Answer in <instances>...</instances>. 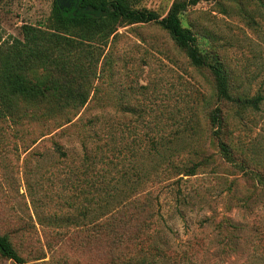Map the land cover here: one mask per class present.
I'll return each instance as SVG.
<instances>
[{
    "label": "rangeland",
    "instance_id": "obj_1",
    "mask_svg": "<svg viewBox=\"0 0 264 264\" xmlns=\"http://www.w3.org/2000/svg\"><path fill=\"white\" fill-rule=\"evenodd\" d=\"M174 1L183 0H131L161 16ZM53 3L0 0L2 50L23 40L25 25L52 32ZM181 22L221 64L232 97L262 98L256 110L219 101L210 71L192 65L154 23L119 26L101 41L74 38L77 47L63 50L69 78L86 90L82 106L28 101L1 79L0 235L24 264H264V8L257 0H199ZM49 53L24 76L61 79L58 52ZM160 150L175 155L141 157ZM100 159L110 182L121 166L132 174L109 211L84 192L93 180L88 163ZM196 162L195 174L180 173ZM148 167L168 180L145 197L136 172ZM77 176L86 185L75 191ZM0 264L19 263L0 255Z\"/></svg>",
    "mask_w": 264,
    "mask_h": 264
},
{
    "label": "trees",
    "instance_id": "obj_2",
    "mask_svg": "<svg viewBox=\"0 0 264 264\" xmlns=\"http://www.w3.org/2000/svg\"><path fill=\"white\" fill-rule=\"evenodd\" d=\"M198 1H174L166 14L161 16L152 9L135 7L131 0H72L69 7H65L54 0L50 15L52 32L43 33L30 25H25L23 26L22 41L14 40V43L5 47V50L0 47V81L2 82L1 79H3L8 90L20 94L28 101L50 100L52 97H58L66 99L68 104H72L74 107L82 106L87 99L86 90L81 83L69 78L66 65L62 62L63 50H71L77 47V44H75L77 40L75 39L88 42L101 41L115 34L119 26L135 23H154L168 33L173 42L184 51L192 65L205 67L210 71L214 80L215 94L219 101L232 102L241 109L256 110L262 98L260 96L252 98L232 97L229 93L227 76L221 64L215 57L203 52L199 48L192 31L183 26L181 22L183 11L187 6L194 5ZM257 1L264 8V2L262 0ZM52 50L58 52L59 57L54 61L60 70L64 72L61 79L47 78L42 83H36L28 79L26 75L24 76L23 69L31 67L34 61L49 62V52ZM219 119L220 110L215 108L210 115L211 125L215 128L214 134L220 130ZM67 122H70L68 118L65 120V123ZM89 122L95 125L99 124L100 120L95 118ZM219 148L223 158L227 161L232 159L225 143L220 142ZM60 153L64 155L62 151ZM143 155H149L151 158L154 157L156 161H160L162 158L164 160L166 154L160 150L147 154L142 152L141 157ZM172 155L175 154L168 153L166 156L171 157ZM101 160H92L91 163H88L89 167L85 171L93 174V180L84 192L91 194L90 196H97V202L105 203V211H109L113 209L111 200L122 192V184L126 185L123 180L132 174L130 168L121 166L119 170H114L117 179L112 178V182H110L109 179H106L108 170L104 169L103 166L96 167V164ZM107 164L117 166V163L112 160ZM198 164L199 162L183 165L180 173L193 175ZM104 165H106V160ZM149 167L136 172V187L140 196H151L154 193L152 189L155 185L168 180L165 176L160 179L158 170L162 171V169ZM174 169H178V166ZM85 182L82 184L77 176L74 182V190H81L82 187L79 184L84 187ZM126 189L128 190V186ZM99 196L100 198L103 196L105 200L99 199ZM141 207H143V204H141ZM141 223L144 225V220ZM0 255L19 264H24L5 234L0 235ZM129 264L156 263L153 261H139Z\"/></svg>",
    "mask_w": 264,
    "mask_h": 264
},
{
    "label": "flooded vegetation",
    "instance_id": "obj_3",
    "mask_svg": "<svg viewBox=\"0 0 264 264\" xmlns=\"http://www.w3.org/2000/svg\"><path fill=\"white\" fill-rule=\"evenodd\" d=\"M55 1L60 2L65 7H69L72 0H55Z\"/></svg>",
    "mask_w": 264,
    "mask_h": 264
}]
</instances>
